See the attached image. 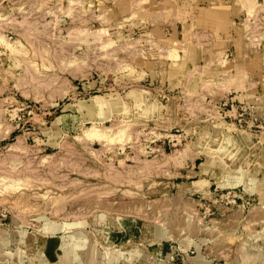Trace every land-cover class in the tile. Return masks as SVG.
Segmentation results:
<instances>
[{"label":"rangeland","instance_id":"rangeland-1","mask_svg":"<svg viewBox=\"0 0 264 264\" xmlns=\"http://www.w3.org/2000/svg\"><path fill=\"white\" fill-rule=\"evenodd\" d=\"M0 264H264V0H0Z\"/></svg>","mask_w":264,"mask_h":264}]
</instances>
